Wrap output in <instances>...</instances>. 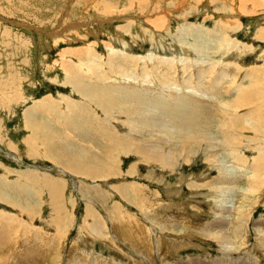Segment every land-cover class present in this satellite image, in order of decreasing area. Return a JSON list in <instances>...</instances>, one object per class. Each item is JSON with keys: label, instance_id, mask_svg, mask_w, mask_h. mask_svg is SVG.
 <instances>
[{"label": "rangeland", "instance_id": "obj_1", "mask_svg": "<svg viewBox=\"0 0 264 264\" xmlns=\"http://www.w3.org/2000/svg\"><path fill=\"white\" fill-rule=\"evenodd\" d=\"M0 139V264H264V0H0Z\"/></svg>", "mask_w": 264, "mask_h": 264}, {"label": "crops", "instance_id": "obj_2", "mask_svg": "<svg viewBox=\"0 0 264 264\" xmlns=\"http://www.w3.org/2000/svg\"><path fill=\"white\" fill-rule=\"evenodd\" d=\"M39 122V119H38V115H36V120H35V123L37 124ZM55 130H57V132H62L63 133V129L60 127V125H56V124H54V127H53ZM3 140L2 139H0V144H4V145H6V146H9L10 148H11V151L12 152H14V149H15V147L16 146H14L13 144H10V143H4V142H2ZM5 141V140H4ZM25 143V142H24ZM26 144H30V142H27ZM38 143L36 142L35 143V145H37ZM69 153H72V152H69ZM74 153V152H73ZM75 154V153H74ZM29 175L30 176H34L36 179H34V181H38L39 180V177L40 178H42V176L43 175H40L38 172H35V171H32V172H30L29 171ZM46 179H50L49 177H47V176H45L42 180H41V182L40 183H46V181H44V180H46ZM50 180H52V178L50 179ZM53 181V180H52ZM6 182V181H5ZM54 182V181H53ZM56 183H58V182H56ZM34 185V184H33ZM42 185V184H41ZM43 186V185H42ZM37 187V186H36ZM44 187V186H43ZM13 188H15V186H13ZM13 188H12V190H13ZM14 192V191H13ZM16 192V191H15Z\"/></svg>", "mask_w": 264, "mask_h": 264}, {"label": "bare ground", "instance_id": "obj_3", "mask_svg": "<svg viewBox=\"0 0 264 264\" xmlns=\"http://www.w3.org/2000/svg\"><path fill=\"white\" fill-rule=\"evenodd\" d=\"M75 72V71H74ZM103 77V76H102ZM102 89V88H101ZM107 104V103H106ZM62 152V151H61ZM73 153V152H72ZM71 154V153H70ZM109 155V154H108ZM62 156V155H61ZM112 156V155H111ZM70 159V158H69ZM72 159V158H71ZM160 159V157L157 159V160H159ZM71 161V160H70ZM73 161V160H72ZM90 175V174H89Z\"/></svg>", "mask_w": 264, "mask_h": 264}]
</instances>
